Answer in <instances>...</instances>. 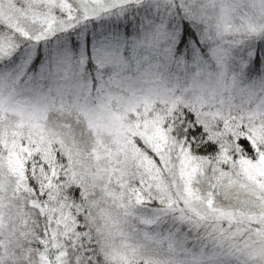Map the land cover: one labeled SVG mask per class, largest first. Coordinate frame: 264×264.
<instances>
[{
  "label": "snow or ice",
  "instance_id": "6c2138e0",
  "mask_svg": "<svg viewBox=\"0 0 264 264\" xmlns=\"http://www.w3.org/2000/svg\"><path fill=\"white\" fill-rule=\"evenodd\" d=\"M0 264H264V0H0Z\"/></svg>",
  "mask_w": 264,
  "mask_h": 264
}]
</instances>
